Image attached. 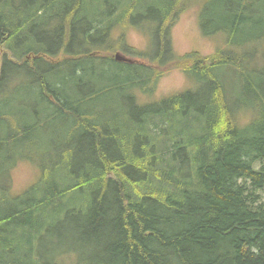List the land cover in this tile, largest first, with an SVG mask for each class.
Masks as SVG:
<instances>
[{"label":"trees","instance_id":"obj_1","mask_svg":"<svg viewBox=\"0 0 264 264\" xmlns=\"http://www.w3.org/2000/svg\"><path fill=\"white\" fill-rule=\"evenodd\" d=\"M185 3L223 49L173 55ZM135 21L150 50L124 49L149 67L101 58ZM1 48L0 264H264V0H0ZM173 62L194 88L129 115L98 122L79 97L122 77L149 97ZM24 161L40 176L15 191Z\"/></svg>","mask_w":264,"mask_h":264},{"label":"rangeland","instance_id":"obj_2","mask_svg":"<svg viewBox=\"0 0 264 264\" xmlns=\"http://www.w3.org/2000/svg\"><path fill=\"white\" fill-rule=\"evenodd\" d=\"M121 18L122 20L124 19L123 17ZM199 22L200 19L198 16V10L194 5L185 3L181 6V12L176 17V19L173 21L169 19L164 24V28L168 26L164 34V42H166L167 39L169 40L173 55L184 56L187 53L197 51L200 52L203 56H207L215 52L218 48L223 49V45L225 42L222 43V41L218 40L217 37H207L203 35L200 29ZM145 24L146 23L144 21H135L127 29H114L112 32V37L116 40H120V38L124 39L123 50L119 48L115 55L119 53L132 61L142 63L149 67V61L146 58H139L137 56H134L124 49H134L142 53L150 50L151 40L149 38V35H147V29L146 31H143V29L145 28ZM40 30L41 29H38V31ZM0 51L1 73L4 52L7 51L5 50V48H3V50L1 48ZM114 56L110 52L101 53V58H106L107 60L116 59V57ZM171 65L172 66L168 67H161L158 63H156V65H153V68L159 72V75L157 80H154L156 82L155 91L149 97H147V94L139 91V88H136L135 91L131 90L128 87L129 80L125 77L119 79L122 82L121 84L120 82L117 84H109L110 81L104 80L102 82L88 83L87 87L81 86L77 91H79V97L87 98L94 96V99L90 101L89 105H87V108L92 110L95 119L98 122H110L120 117L119 114H121V116L129 115L128 113L137 103V99L144 104H155L162 98L173 96L175 94L183 93L190 89H193L194 85L192 84V82H190L188 74H186L183 70L175 67V62L171 63ZM111 66L112 67H109L108 73L118 70L117 67H115L113 64H111ZM161 72L163 73L162 75H160ZM223 75L231 83V88L234 89L237 83L236 78L230 74L227 75V72H224ZM20 79L22 83H27V80H31L27 77V75H24V77L20 76ZM20 85L21 84L14 83L9 88V91H14L17 90V88H21ZM36 86L33 87V89L37 90L38 88H36ZM68 88L72 89V87L70 86H68ZM231 92L233 93V90H231ZM134 97H136V100L134 99ZM31 99L33 98L31 97ZM34 100L32 102H34ZM51 126L53 128L58 127V125L55 124ZM55 146V143H52L49 150L47 151L45 165L47 167H50V169L52 168L51 172H53V175L56 174L57 178H60L61 176H63L65 168L61 169L60 167H54V164L57 161V157L56 155H54V150L56 148ZM25 161L22 162L19 167H16L13 172H11V183L15 191L17 189H20V191H22L25 188L24 186H28L34 180L39 179L40 170H38V168H36L33 164H29ZM255 168H258V163L255 164ZM78 174L79 176L81 174V167L79 165ZM11 177L9 176L10 181ZM47 181L49 182L50 179L48 178ZM261 193L264 196V191ZM49 247H51V245H49ZM53 248H55V246H53ZM49 252L51 254H56V250L54 249L49 250ZM50 253L49 257L52 258V255H50ZM69 262L70 260H67L63 264H69Z\"/></svg>","mask_w":264,"mask_h":264},{"label":"water","instance_id":"obj_3","mask_svg":"<svg viewBox=\"0 0 264 264\" xmlns=\"http://www.w3.org/2000/svg\"><path fill=\"white\" fill-rule=\"evenodd\" d=\"M116 59L119 60V61H127V62H130L129 59L125 58L124 56H122L121 54H116Z\"/></svg>","mask_w":264,"mask_h":264},{"label":"flooded vegetation","instance_id":"obj_4","mask_svg":"<svg viewBox=\"0 0 264 264\" xmlns=\"http://www.w3.org/2000/svg\"><path fill=\"white\" fill-rule=\"evenodd\" d=\"M46 87V86H45Z\"/></svg>","mask_w":264,"mask_h":264}]
</instances>
